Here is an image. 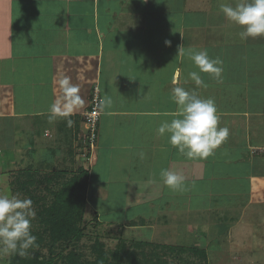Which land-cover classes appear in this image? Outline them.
Segmentation results:
<instances>
[{"label":"crops","instance_id":"obj_1","mask_svg":"<svg viewBox=\"0 0 264 264\" xmlns=\"http://www.w3.org/2000/svg\"><path fill=\"white\" fill-rule=\"evenodd\" d=\"M7 2L30 7L32 19L20 23L29 37L20 42L13 31L17 24L0 0V41L6 48L0 55V107L5 108L0 124L8 138L5 147L0 144V165L11 153L15 166L25 158L23 169L39 173L88 169L94 189L91 207L87 194L85 215L89 207V216L123 239L154 242L166 229L167 244L174 245L183 229L211 232L216 223L228 238H233L230 226L243 230L246 209L264 198V78L256 90V37L242 40L241 29L220 11L221 3L235 6L239 0ZM259 44L258 71L264 73V40ZM190 49L222 61V83L206 73L201 74L206 87L191 80L188 73L198 69L186 54ZM5 61L12 69L1 65ZM61 74L80 87L84 103L69 117L50 119ZM176 86L212 98L218 127L229 129L227 140L206 159L186 157L157 134L160 123L177 112L171 99ZM94 88L111 103L101 110L91 153L83 114ZM162 169L183 173L186 190L166 187ZM125 173L129 178L123 179ZM131 183L139 186L132 189Z\"/></svg>","mask_w":264,"mask_h":264},{"label":"clouds","instance_id":"obj_2","mask_svg":"<svg viewBox=\"0 0 264 264\" xmlns=\"http://www.w3.org/2000/svg\"><path fill=\"white\" fill-rule=\"evenodd\" d=\"M219 7L226 19L241 29L237 34L242 40L264 37V0H239L235 6L221 3ZM165 44L170 45V42L165 41ZM178 52L185 54L180 46ZM186 54L198 69L188 73L197 86H207L202 73L222 83L223 67L219 58H210L206 50L190 49ZM58 86L59 96L50 106V119L69 117L84 103L79 94L80 87L72 84L68 76L61 74ZM171 99L177 112L171 120L160 123L157 134L167 136V142L188 158H208L229 136L227 127H218L219 116L214 100L201 98L195 91L181 86L171 89ZM110 103V99L105 98L98 107L102 110ZM72 124L73 121L68 119L67 125ZM140 157L143 158V153ZM160 178L171 190H186V177L179 171L162 169ZM35 215L31 199L19 198L11 192L0 193V250L24 256L29 248L38 247L37 237L31 234Z\"/></svg>","mask_w":264,"mask_h":264},{"label":"trees","instance_id":"obj_3","mask_svg":"<svg viewBox=\"0 0 264 264\" xmlns=\"http://www.w3.org/2000/svg\"><path fill=\"white\" fill-rule=\"evenodd\" d=\"M18 173L20 177L11 185L32 200L36 215L31 234L37 237L38 247L29 248L24 256L10 253L8 264H208L206 252L195 247L127 241L119 236L114 248L108 250L93 233L101 225L98 218L85 217L88 169L80 168L70 175L66 170L45 174L27 169ZM90 219L94 229L89 230ZM85 238L92 243L89 247L82 243Z\"/></svg>","mask_w":264,"mask_h":264},{"label":"rangeland","instance_id":"obj_4","mask_svg":"<svg viewBox=\"0 0 264 264\" xmlns=\"http://www.w3.org/2000/svg\"><path fill=\"white\" fill-rule=\"evenodd\" d=\"M7 1L8 0H5V3H3L4 6L6 7V13L8 12V15L12 16L14 19V23L17 24L16 26H14L13 29L14 33L17 34V36H20V40H19L20 42L23 41L22 36H24L25 39H28L29 38L27 37L28 31H24L22 27H20V25L21 24L23 25V23H28L29 20H27V18L32 19L31 8L30 7L26 8V6L21 3L19 4L15 3V8H13L12 2L9 3ZM23 17H26V19L24 20ZM262 40H264V37H256V90L259 87V83L264 78V73L258 71L261 65H263L262 64L263 46L259 44V42H261ZM2 43L4 42L0 41V52H1L0 55L2 54V56H5L6 48L5 46L1 47ZM3 64L4 67L11 66L12 69V64H10L9 62L5 61L1 63V65ZM8 80L9 78L5 79L4 81H8ZM3 109L5 108L0 107V113L4 111ZM1 121L2 119L0 118V123L2 124ZM1 124L0 127L2 126ZM3 133H4V127L2 126V130L0 131V144L5 147L6 144H8V138L6 136L3 137ZM84 134H87L86 129L84 130ZM89 159H91V156L89 157ZM10 160H14L11 157V153L5 154L4 158H2L3 164L1 163L0 165V167H2L0 168V193L11 192L13 195H17L19 198L23 199L25 197L21 193H18L19 191L14 189V186L11 185V183H13L16 180V178L20 177V173H18L19 171L29 169V168L23 169L26 159L24 158L21 161L20 165L17 164L16 166L15 163L13 164V162H11ZM125 175L126 176L123 177V179L128 177L127 173H125ZM44 181H46V179H44ZM131 184L132 185L129 187L132 189L136 186H139L137 183H131ZM93 189H94V185L90 183V185H88L87 188V194L89 193L88 206L90 204L91 192ZM127 193L130 194V190L127 191ZM260 195L264 197V192L263 193L260 192ZM261 201L262 202L260 203L255 202V204L251 209H246L243 220V224H245L244 228L243 226H240L243 228V230H238V229L231 230L232 228L230 226V231H232L233 238H228V235L224 234L227 230H225V232L220 231V229L215 223L211 226L212 229L211 232L209 231L205 232V230L203 229L200 230L198 228H194L196 231L194 232L191 229L193 233H189L182 228L183 230L180 231V233L182 234V238L178 239V241L174 245L195 247L198 250H204L207 255L208 264H264V198H262ZM89 207L87 208L86 217H89L88 214ZM107 207L113 209L110 206ZM135 210L139 211V209H133L134 213ZM89 223L90 224H88L89 226L88 229L89 230L94 229L93 227H90L91 223H94V220L90 219ZM94 232L99 235V237L105 243L106 248L108 250L114 248L118 236L122 237V234L118 233L117 231H114V228H106L102 225H100L99 229L96 228L95 230H93V233ZM146 235H149V233ZM163 236L165 238H163ZM167 236H168V231L166 229H161L158 232V235L155 237V239L157 240H155L154 243L156 242L157 244L169 243L171 240H169ZM160 237L163 238L164 240L160 241L159 240ZM127 238L130 237L128 236ZM125 240L132 241L131 239H125ZM82 243H84L87 247H89L92 244L90 240L86 238L82 240ZM9 254L10 253H6L0 250V264H8ZM85 254L89 255L88 248H86ZM190 255H192V253ZM188 257L191 258L189 255ZM193 260L195 261L194 257Z\"/></svg>","mask_w":264,"mask_h":264},{"label":"built area","instance_id":"obj_5","mask_svg":"<svg viewBox=\"0 0 264 264\" xmlns=\"http://www.w3.org/2000/svg\"><path fill=\"white\" fill-rule=\"evenodd\" d=\"M101 101L98 88H94L90 101V108L83 114V122L87 131L86 139L89 141V150L92 153L98 138V123L101 116V109L98 107Z\"/></svg>","mask_w":264,"mask_h":264}]
</instances>
